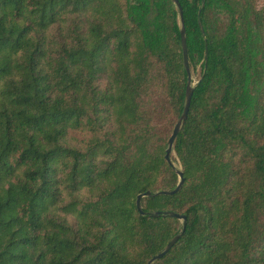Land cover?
Segmentation results:
<instances>
[{"label": "trees", "instance_id": "16d2710c", "mask_svg": "<svg viewBox=\"0 0 264 264\" xmlns=\"http://www.w3.org/2000/svg\"><path fill=\"white\" fill-rule=\"evenodd\" d=\"M179 1L141 216L171 0H0V264H264V0Z\"/></svg>", "mask_w": 264, "mask_h": 264}, {"label": "water", "instance_id": "95a60500", "mask_svg": "<svg viewBox=\"0 0 264 264\" xmlns=\"http://www.w3.org/2000/svg\"><path fill=\"white\" fill-rule=\"evenodd\" d=\"M203 1L204 0H202V3H203ZM171 2L173 5V9L175 10L176 15H177V21H178V26H179L180 44H181V50H182V56H183V67H184L186 77H187L183 110H182V113H181L179 119L177 120V123H176V125L172 131V134H171V136L167 142V147L165 150V161L175 171L177 178H178V183H177L175 189L171 190V191H161V192H155V193H152L149 191V192H146L144 194L138 195L137 200H136V208H137V211L139 212V214L141 216H144V213L142 211V206H141V200L143 198H147L150 196H161V195L173 196V195L177 194L180 191V189L182 188L184 180H183V172L181 169V165L179 163V167H177L175 165V163L173 162L171 157H172V154L175 153L173 151L175 139L177 138L178 134L182 131L183 126L185 124V121L187 119V115H188L189 108L191 105V100H192L194 88L199 83V80L197 82H193L192 75H191V69H190V65H189L188 51H187L186 32H185L184 19H183V9H182L181 3L179 0H171ZM201 6H202V4H201ZM200 30H201L203 38H205L204 32L201 28V25H200ZM148 215L153 217V218H156L159 216L174 218V219L183 223L182 233L184 232L185 225H186V217L184 215H179V214L173 213V212H167V213L156 212V213H151ZM179 238H180V235L173 237L169 241V243L165 246V248L159 254L152 257L147 262V264H154L158 260L162 259L165 255H167L169 253V251L172 249V247L179 240Z\"/></svg>", "mask_w": 264, "mask_h": 264}, {"label": "rangeland", "instance_id": "374dc122", "mask_svg": "<svg viewBox=\"0 0 264 264\" xmlns=\"http://www.w3.org/2000/svg\"><path fill=\"white\" fill-rule=\"evenodd\" d=\"M190 69H191V75H192V79H193V82H197L199 79H200V66H198L196 69H193V68H191L190 67ZM174 161V163H175V165L177 166V167H179V160H178V158H177V156L175 155V153L174 154H172V157H171Z\"/></svg>", "mask_w": 264, "mask_h": 264}]
</instances>
